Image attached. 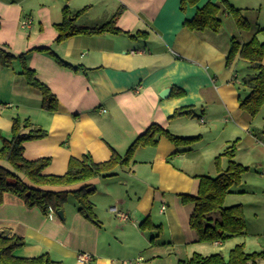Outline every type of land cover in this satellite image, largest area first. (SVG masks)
I'll return each mask as SVG.
<instances>
[{"label":"crops","instance_id":"obj_1","mask_svg":"<svg viewBox=\"0 0 264 264\" xmlns=\"http://www.w3.org/2000/svg\"><path fill=\"white\" fill-rule=\"evenodd\" d=\"M181 1L0 0V49L27 53L28 65L58 101L56 111L47 110L41 93L20 73L21 61L5 68L0 60V147L3 138L11 137L13 118H29L48 135L26 141L25 156L50 157L45 174L63 175L72 158L88 154L103 162L114 152L124 155L152 123L177 135H201L192 146L180 148L163 135L156 146L138 147L130 164L116 166L112 175L45 187L75 191L88 186L96 222L86 219L70 198L61 218L57 211L49 216L8 193L0 204V234L26 241L15 256L47 254L60 264H179L195 252L217 253L234 237L235 245L264 250V125L240 107L235 77L245 71L246 61L239 56L231 66L226 61L233 37L242 43L254 36L264 41V0H227L250 28L239 27L225 11L218 32L193 31L184 20L193 18L197 7L219 0H200L186 10ZM66 6L73 14L85 8L75 21L79 25L106 23L122 7L115 23L121 32L58 41L57 24ZM26 16L33 19L29 30L22 27ZM181 108L190 112L173 116ZM235 139V160L249 170L226 200L243 204L246 220L255 223L249 231L247 220L246 233L224 242H201L190 226L195 204L183 201V195L198 194L200 176L218 175L216 157ZM220 158L225 170L229 157ZM113 206L128 217L111 211ZM84 253L93 259L81 260Z\"/></svg>","mask_w":264,"mask_h":264},{"label":"trees","instance_id":"obj_2","mask_svg":"<svg viewBox=\"0 0 264 264\" xmlns=\"http://www.w3.org/2000/svg\"><path fill=\"white\" fill-rule=\"evenodd\" d=\"M199 1L182 0L181 9L186 10L189 6L197 5ZM117 10L113 18L106 23L79 25L75 21L85 11V8L73 14L66 6L62 11L64 20L57 24L58 41L66 40L78 34L93 35L121 32L115 23L122 7ZM225 11L233 15L239 27L250 28L248 20L242 15L239 8L227 0L209 1L203 6L197 7L194 17L184 20V25L197 32L202 30L218 32L222 27L221 15ZM41 50L51 52L49 48ZM237 56L246 61L245 71L235 77V83L240 93V107L255 116L264 106V41L254 36L250 41L242 43L239 38L233 37L226 60L227 65L231 66ZM15 59L21 61L22 70L20 73L27 84L38 89L43 96V106L49 111H56L58 107L57 97L46 84L40 82L34 68L32 69L28 65L27 53L15 55L0 49V60L5 68L11 67ZM56 59L62 65L71 66L70 63L58 56ZM189 112V108H181L173 116ZM47 135L48 131L37 127L31 119H21L18 116L13 118L11 137L3 138V146L0 147V204L4 202L8 193H12L23 199L28 206H38L45 214H48L50 206H53L56 211L62 210L72 193L76 199V204H78L79 212L92 222H96L97 218H95V205L90 198L93 190L89 189L88 186L84 185L75 191L51 190L45 187H66L88 181L97 176L112 175L116 166L130 164L138 147L156 146L163 135L175 143L178 148L190 147L201 139V135H177L158 123H152L135 139L124 155L114 152L109 160L96 162L91 155L86 154L82 159L72 158L65 174L54 175L44 172L51 164L50 157L31 160L25 156L24 144L26 141L43 138ZM238 141L239 139L231 141L223 154L216 157V164L219 168L218 175L200 176L198 194L183 195V201L191 200L195 204L190 217V226L198 233L201 242L218 240L224 242L247 231L248 223L244 205H225L226 197L231 192V188L239 185L242 182L243 174L249 170V166L235 160ZM223 155L229 157L228 167L225 170L220 168V157ZM2 162H7L9 166ZM25 243V239L20 235L8 237L0 234V263L60 264V262L52 260L47 254L27 259L15 256L14 250L25 245ZM261 259H264V250L248 251L245 244L240 243L230 250L228 257L220 252L212 254L195 252L191 257L180 260L179 264H260L259 260Z\"/></svg>","mask_w":264,"mask_h":264},{"label":"rangeland","instance_id":"obj_3","mask_svg":"<svg viewBox=\"0 0 264 264\" xmlns=\"http://www.w3.org/2000/svg\"><path fill=\"white\" fill-rule=\"evenodd\" d=\"M240 69H242L243 68V65L242 64H240V67H239ZM31 88H33V89H35L39 94H40V92H39V90L38 89H36V88H34V87H31ZM255 121L256 122H258V125L260 126V125H264V106L261 108V110L255 115ZM264 127V126H263ZM260 135H264V128H262V131H260ZM255 172V171H254ZM256 174V173H255ZM214 176H216V175H214ZM235 188V187H234ZM233 188V189H234ZM231 201V199L230 198H228V200H226V203H225V205L226 206H229V205H231V204H233V203H231V204H229V202ZM70 203H73V204H75V205H78V204H76V200H75V197L74 196H70ZM246 206H248V204H246ZM247 220H248V222L250 223V228L251 229H248L249 231H252V225H254L253 223H255L254 221L252 222V220H251V218H249V217H247ZM237 238V237H236ZM236 238L234 237L232 240H230L228 243H224V245H222V246H220L219 247V249H218V252H220V253H222V254H224L226 257H228L229 256V252H230V250L235 246V240H236ZM249 249H252L253 250V248H251V247H249L248 248V250ZM257 249H260V248H257ZM210 251H212V250H208L206 253H208V254H210L211 252ZM249 251H251V250H249ZM259 263L260 264H264V259H261V260H259Z\"/></svg>","mask_w":264,"mask_h":264},{"label":"built area","instance_id":"obj_4","mask_svg":"<svg viewBox=\"0 0 264 264\" xmlns=\"http://www.w3.org/2000/svg\"><path fill=\"white\" fill-rule=\"evenodd\" d=\"M32 24H33L32 16H26L22 21V27L26 30H29L32 27ZM164 208L165 207H163V209ZM110 210L113 212H116L120 217H123V218L128 217L127 213L119 210L116 206L111 207ZM55 211L56 210L53 208V206H50L49 211H48V215L52 216L55 213ZM80 258L83 261H90L93 259V256H92V254L84 253V254H81Z\"/></svg>","mask_w":264,"mask_h":264},{"label":"water","instance_id":"obj_5","mask_svg":"<svg viewBox=\"0 0 264 264\" xmlns=\"http://www.w3.org/2000/svg\"><path fill=\"white\" fill-rule=\"evenodd\" d=\"M169 92H170V88L164 90V91L161 93V96H162V97H166V96L169 94ZM57 213H58V215H59L61 218H64L63 210H58Z\"/></svg>","mask_w":264,"mask_h":264}]
</instances>
